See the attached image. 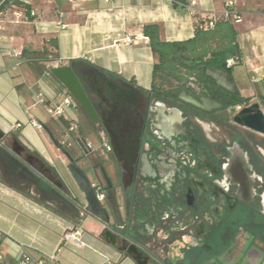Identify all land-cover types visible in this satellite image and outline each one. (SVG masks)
Masks as SVG:
<instances>
[{
    "label": "crops",
    "instance_id": "0c3cea01",
    "mask_svg": "<svg viewBox=\"0 0 264 264\" xmlns=\"http://www.w3.org/2000/svg\"><path fill=\"white\" fill-rule=\"evenodd\" d=\"M23 6L37 17L29 18L28 23L14 24L12 14ZM235 10L242 22L230 25L240 64L229 68L228 79L241 97L262 98L264 0H236ZM194 12L205 21L219 17L223 5L221 0H197ZM59 20L65 24L64 30L56 27ZM148 25L157 26L160 40L167 43L186 41L195 34L191 12L171 0H15L1 13L0 132L4 138L0 157L7 167L13 163L7 162V151L17 155L25 164L24 169L31 168L43 176L40 182L45 191L42 195L36 192L37 196L32 188L29 194L22 193L0 176L2 264H18L23 253L33 260L54 256L59 264H136L108 239L98 220L80 217L67 197L56 198L52 185L65 182L70 188L64 189L65 195L81 199L67 171L64 151L78 166L85 162L88 152L74 145L73 139H68L72 146L66 150L51 140L49 134L58 142L64 129L43 106L35 103V97L41 94L45 106L59 103L66 91L51 76L50 69L75 61L149 91L155 59L143 35V27ZM126 39L130 42L126 43ZM12 49H22L23 58L9 57L7 53ZM35 60L36 64L31 65ZM207 78L226 88L214 76ZM31 120L41 129L30 125ZM14 124H21V128L12 130ZM79 131L91 147L92 157L98 156L90 139ZM0 171L4 174L1 166ZM74 227L82 231L83 247L63 241V235ZM228 264H264V249L246 251L238 260L232 256Z\"/></svg>",
    "mask_w": 264,
    "mask_h": 264
},
{
    "label": "flooded vegetation",
    "instance_id": "af4514ba",
    "mask_svg": "<svg viewBox=\"0 0 264 264\" xmlns=\"http://www.w3.org/2000/svg\"><path fill=\"white\" fill-rule=\"evenodd\" d=\"M105 75L82 83L96 121L79 109L90 135L110 146L104 151L113 200L104 206L113 229L106 234L116 248L139 264H228L232 256L264 249V135L231 122L230 93L214 91L206 97L221 107L201 111L178 101L179 94ZM257 102L264 114V97ZM1 158L10 183L42 195L38 177L14 160L4 167ZM85 161L98 175L105 169L90 152Z\"/></svg>",
    "mask_w": 264,
    "mask_h": 264
},
{
    "label": "water",
    "instance_id": "95a60500",
    "mask_svg": "<svg viewBox=\"0 0 264 264\" xmlns=\"http://www.w3.org/2000/svg\"><path fill=\"white\" fill-rule=\"evenodd\" d=\"M12 1L13 0L0 1V14L11 4ZM50 74L64 88V90L69 94L73 101L81 108L87 118L91 122H95L97 119L96 114L92 108L88 96L86 95L82 83L88 84V78L92 76L106 77V75L100 72L98 69L80 61L70 62L68 66L64 67H53L50 69ZM206 76H214L216 79L225 83V89L221 86V84L216 83V92L219 90H223L228 93L235 92L232 83L228 79V71L224 73L222 71L209 68L206 70ZM178 101L201 111L215 110L221 107L218 103H216L213 97L207 98L203 96L199 99H195L191 95L186 94V92L184 91L179 94ZM56 121L64 130H68L70 128V124L64 119V117L60 116L56 119ZM231 122L239 127L247 128L251 131L264 135V114L260 109V105L256 102H252L249 106L235 112L231 119ZM106 131L109 135V143L112 147V153L116 155L114 136L107 128ZM78 135L79 138L76 140V145L80 149L86 151L85 142L81 138L80 131L78 132ZM49 137L54 143H58L51 134H49ZM3 138L4 135L0 132V146H2L1 141L3 140ZM64 156L68 160L67 171L69 173L71 182L81 198L80 202H78V200L74 198V202L72 203L76 213L83 214L84 216H88L92 219L98 220L104 227L105 231L112 232L113 229L111 226V216L108 209L105 206L100 205V203H98V201L96 200L94 191L91 187L93 182L91 181L90 176L78 167L76 160L72 158L68 152L64 151ZM6 160L7 162L14 160L20 166H25L23 161L17 155L10 151H7ZM29 171L39 179H44L42 175H40L33 169L29 168ZM90 171L92 177L95 179V182L99 180V177L104 182L108 194L105 200H113L112 182L108 177L105 169L102 166L99 167L100 175H98L95 169H90ZM52 186L58 200H60V198L62 197H67L64 193V189L66 191H70L68 184H66L65 182H61V186ZM44 192L45 191L43 190L42 193ZM131 258L136 262V264H139L134 257Z\"/></svg>",
    "mask_w": 264,
    "mask_h": 264
},
{
    "label": "trees",
    "instance_id": "16d2710c",
    "mask_svg": "<svg viewBox=\"0 0 264 264\" xmlns=\"http://www.w3.org/2000/svg\"><path fill=\"white\" fill-rule=\"evenodd\" d=\"M171 1L174 4L184 3V0ZM14 3L15 0L11 5ZM22 9L29 14L27 7L23 6ZM143 35L148 39V46L155 59L150 90L166 93L170 97H176L183 91L192 96H212L215 85L207 78L206 70L211 68L228 71L230 69L226 68V62L231 58H240L234 31L228 22L221 20L205 30L195 24L193 38L182 42L161 41L155 25L144 26ZM36 62L35 60L31 65ZM190 83H193L197 90L191 88ZM228 99L227 106L230 107L250 102V99L241 97L238 92L228 94ZM10 187L23 193L14 186Z\"/></svg>",
    "mask_w": 264,
    "mask_h": 264
},
{
    "label": "built area",
    "instance_id": "2783aa9c",
    "mask_svg": "<svg viewBox=\"0 0 264 264\" xmlns=\"http://www.w3.org/2000/svg\"><path fill=\"white\" fill-rule=\"evenodd\" d=\"M223 5V12L219 17H211L208 18L205 21H201L197 14L194 12V7L197 4V0H184L183 5L187 7V9L191 12L192 17L194 19V24L198 25L200 29H207L213 27V25L218 21H225L229 24H240L242 22V17L236 12L235 5L236 0H221ZM1 15V14H0ZM13 17L15 18L14 24H22V23H28V19L30 18H36L37 14L35 12L30 11L29 14H26L24 9H19L13 12ZM60 17V15H59ZM56 27L60 30L65 29V24L59 20L56 24ZM126 43H129L130 40L126 39ZM7 55L11 58L21 60L23 58V51L22 49H12L10 50ZM240 63V58H231L226 62V68H232L234 66H237ZM57 67V65H55ZM50 67H48L49 69ZM191 88L194 90H197L196 86L193 83L189 84ZM35 103L38 105H41L45 108L46 113L51 118L57 119L58 117L62 116L64 119L70 124V128L68 130H64V135L61 137L60 140H58V145L62 150L69 149L72 145L68 142V139L73 141V144H76V140L79 138L78 135V123L75 120L73 116V111L77 109V104L73 101V99L69 96V94L66 92L63 94L62 100L53 105L45 106L44 100L42 98V95L39 94L35 97ZM241 106H235L234 110L237 112L242 109ZM30 125L37 129H41V126L31 120ZM21 128V124H14L12 126V130H18ZM76 138V139H75ZM101 147L106 152H110V146L106 140H104L101 137ZM85 149L87 152L90 151L91 147L87 146L85 143ZM95 198L100 203V205L104 206V202L106 199V191H105V185L102 182L96 181L92 183L91 185ZM67 198L73 203L74 198L67 196ZM80 217H83V214H79ZM82 231L78 227H74L72 230L66 232L63 235V241L66 243H72L75 244L77 247H83L84 244L81 242ZM0 264H2V257L0 256ZM18 264H59L56 261V258L54 256H47L43 257L38 260H33L29 255L23 253L18 261Z\"/></svg>",
    "mask_w": 264,
    "mask_h": 264
},
{
    "label": "rangeland",
    "instance_id": "374dc122",
    "mask_svg": "<svg viewBox=\"0 0 264 264\" xmlns=\"http://www.w3.org/2000/svg\"><path fill=\"white\" fill-rule=\"evenodd\" d=\"M257 99L259 101V98H254L253 100H251V103L252 102H256L259 104V102H257ZM77 110L78 111H73V116L75 118V120L77 121L78 123V129L83 131V136L86 138V139H90V141L93 143L94 147L96 148V154L98 155V157L100 158V160H102L103 164H104V167L106 169V173L108 175V177L113 180L114 178L112 177V173H111V167H110V163H109V156L108 154L105 153V151L102 149V147L100 148V143L99 141H97V139L94 138L93 135H90V132H89V128L87 126V122L85 120V116L83 114V112L79 109L78 105H77ZM102 136V134H101ZM81 170H83L84 172H86L87 175L90 176V179L92 182L95 181V179L92 177L91 175V171H90V168L88 167V164L86 163V161L84 163H80V166H78ZM0 176L2 177V179H5L7 181H10L8 180L4 174L0 171ZM113 178V179H112ZM13 182V181H12ZM14 185L20 189L21 191L25 192V193H28L30 192L31 190V187H29L28 185H20V184H17L16 182H14ZM33 193L35 196H37V193L36 191L33 189ZM78 201L80 202L81 199H78ZM104 204H106L104 202ZM109 208V207H108Z\"/></svg>",
    "mask_w": 264,
    "mask_h": 264
}]
</instances>
